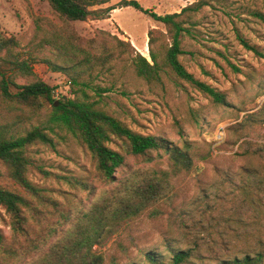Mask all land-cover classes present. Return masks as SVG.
Segmentation results:
<instances>
[{"label":"rangeland","instance_id":"rangeland-1","mask_svg":"<svg viewBox=\"0 0 264 264\" xmlns=\"http://www.w3.org/2000/svg\"><path fill=\"white\" fill-rule=\"evenodd\" d=\"M123 1L110 0L101 6L108 17L72 24L86 38L102 30L129 40L150 61L147 31L151 27L164 31V27ZM137 1L162 15L178 12L195 0ZM255 12L264 15V0H213L194 16L192 34L183 37L184 53L179 59L185 69L225 92L227 106L213 103L183 81L181 86L172 81H166L163 88L149 85L137 78L125 61L118 63L117 70L83 75L75 84L46 63L32 65L37 77L53 88L56 101L77 98L96 103L132 130L180 146L187 144L194 153L191 171L171 176L175 193L171 204L159 205L155 216L145 212L123 221L95 245L104 264H141L148 251L168 257V243L195 248L194 264L259 249L258 238L264 248V184H255L256 178L264 180V58L244 48L237 38L240 34L264 53V22ZM35 16L61 24L47 0H0V29L17 38L23 53L35 31ZM49 51L43 55H51ZM49 115V106L42 107L27 127L45 125ZM54 129L57 134H50L52 146H32L33 163L52 173L89 176L93 166L87 151L65 130ZM128 160L142 164L135 158ZM159 161L160 167L168 168L166 157ZM30 176L60 200L73 191L37 169ZM244 185H248V192L241 188ZM5 223L0 209V228L7 233Z\"/></svg>","mask_w":264,"mask_h":264},{"label":"trees","instance_id":"trees-1","mask_svg":"<svg viewBox=\"0 0 264 264\" xmlns=\"http://www.w3.org/2000/svg\"><path fill=\"white\" fill-rule=\"evenodd\" d=\"M109 1L47 0L61 24L35 16V31L24 53L17 38L0 29V209L9 228L7 233L0 228V264H104L95 245L123 221L145 212L155 216L159 205L171 204L175 195L171 176L193 167L194 153L187 144L180 146L134 131L93 102L77 98L56 101L53 88L34 73V63H46L75 84L83 75L117 70L118 63L125 61L149 85L163 88L166 81H172L181 86L183 81L213 103L228 104L225 92L196 79L179 59L184 53V35L192 34L194 16L213 0H195L178 12L162 15L143 8L137 0H124L125 6L148 14L164 27V31L158 27L147 31L150 61L129 40L108 32L101 30L90 38L78 34L72 23L108 17L101 6ZM254 15L264 22L262 13ZM237 38L244 48L264 58L258 47L240 34ZM46 49L51 55H43ZM18 78L24 81L18 82ZM45 106L50 110L48 123L28 128ZM54 127L65 130L87 151L93 166L89 176L52 173L33 163L32 146H52L50 134H57ZM161 156L166 157L168 168L158 165ZM129 158L142 164L130 163ZM33 169L64 182L73 191L63 200L56 198L49 187L31 178ZM255 180L259 186L264 184L262 179ZM241 188L248 192V185ZM253 207L259 216L255 203ZM257 242L259 249L205 264H264L261 238ZM195 250L168 243V257L148 251L141 264H194Z\"/></svg>","mask_w":264,"mask_h":264},{"label":"water","instance_id":"water-1","mask_svg":"<svg viewBox=\"0 0 264 264\" xmlns=\"http://www.w3.org/2000/svg\"><path fill=\"white\" fill-rule=\"evenodd\" d=\"M57 103H55V105H56Z\"/></svg>","mask_w":264,"mask_h":264}]
</instances>
